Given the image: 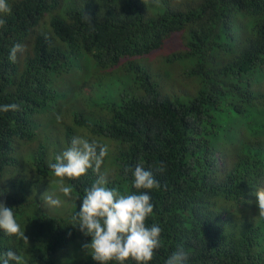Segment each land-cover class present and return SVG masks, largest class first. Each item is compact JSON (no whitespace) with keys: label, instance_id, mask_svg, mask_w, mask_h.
<instances>
[{"label":"trees","instance_id":"obj_1","mask_svg":"<svg viewBox=\"0 0 264 264\" xmlns=\"http://www.w3.org/2000/svg\"><path fill=\"white\" fill-rule=\"evenodd\" d=\"M7 2L11 12L0 13L6 21L0 28V105L15 103L20 110L0 112V190L5 192L0 200L13 207L28 243L0 230V256L12 250L23 264H97L82 247L91 237L72 226L97 174L89 170L79 178H60L48 166L74 136L87 132L89 141L111 149L115 144L108 187L135 192L125 167L166 166L155 172L161 188L149 193L155 207L146 223L164 230L163 245L149 264H165L181 245L189 254L187 264H264V217L257 202L244 195L252 174L264 173V126L237 131L232 146L223 142L230 147L224 150L225 165L213 144L228 135L231 124L244 121L245 106L257 92L246 74L264 64V0ZM85 12L93 17L94 31ZM178 37L183 50L163 57L159 72L148 66L149 54L167 50ZM17 43L26 50L13 63L9 53ZM165 63L172 73L181 71L186 86L188 76L195 80L194 93L186 86L185 94L164 91L166 77L170 83L177 79ZM79 72L89 73L88 79L81 81ZM135 73L142 97L125 91L121 101L108 94L96 101L87 95L97 77L111 87L128 85ZM230 75L235 82H228ZM70 79L76 80L73 86H64ZM89 101L93 109L83 110ZM49 124L62 126L56 137ZM48 144L59 153L51 154ZM61 179L71 186V198L59 192ZM47 187V195L61 200L60 215L45 208L51 207L42 198ZM243 205L249 211L244 226L222 218ZM125 264L136 262L130 258Z\"/></svg>","mask_w":264,"mask_h":264},{"label":"clouds","instance_id":"obj_2","mask_svg":"<svg viewBox=\"0 0 264 264\" xmlns=\"http://www.w3.org/2000/svg\"><path fill=\"white\" fill-rule=\"evenodd\" d=\"M10 12L11 8L7 0H0V13ZM83 19L94 31L93 17L85 12ZM5 24L6 21L0 18V28H3ZM25 50V45L15 44L10 50L9 60L15 63L17 54H22ZM246 75L247 80L250 81L251 90L257 91L245 106L246 112H248V106L253 103L264 108V64H260L255 71ZM230 78L229 83L236 81V78L231 75ZM19 110L20 106L15 103L0 105V112L3 113ZM260 114L263 115L264 111H260ZM61 119L62 117L58 115L57 122ZM246 121L247 113L242 123L231 124L228 127L230 128L227 130L228 133L231 131L235 133L245 128ZM247 140H243V143H246ZM233 144L231 143V146ZM108 153L107 144L94 139L89 141L81 136H74L70 145L61 154L56 155L54 163L49 161L48 166L55 176L60 178H79L87 174L89 170L97 174V179L91 187L84 190L85 194L82 197L79 212L72 216V226L77 227L85 236L91 237V242L83 244L82 247L97 264H109V262L125 264L130 258L136 264H149L163 245L162 233L164 231L158 224L153 223L149 226L146 223L147 219L152 216L155 207L149 193L151 190L161 188L155 172L165 171L166 166L161 163L155 171L145 169L141 165H137L135 169L125 167L124 174L127 176L131 172L132 188L136 191L122 193L117 188L108 187L109 174L107 171H101ZM218 154L221 158L222 154ZM226 159L229 160L227 154ZM226 163L228 162L226 161ZM249 184L248 192H245L244 195L257 202L259 216L264 217V173L261 171L259 175L254 174L253 176L252 174ZM58 190L65 197L71 198L72 188L65 186L63 179L59 181ZM3 196H5V192L0 190V197ZM42 198L49 206L58 207L61 205L60 199L53 198L47 193ZM248 213L246 205H243L239 212L226 213L227 215H223L222 218H236L241 225V221L247 217ZM0 230L8 235H15L18 239H23L25 243H28V237L18 223L13 207H9L4 200H0ZM188 259L189 254L181 245L172 252L165 264H187ZM0 264H23V257L15 251L8 250L0 256Z\"/></svg>","mask_w":264,"mask_h":264},{"label":"rangeland","instance_id":"obj_3","mask_svg":"<svg viewBox=\"0 0 264 264\" xmlns=\"http://www.w3.org/2000/svg\"><path fill=\"white\" fill-rule=\"evenodd\" d=\"M43 25L44 24H42V26ZM40 30H41V27H40ZM179 40H180V38L178 37V39L173 41L172 43L166 44V46L171 50L170 52H168V48H167V50H165V51L160 50L158 52H154L153 54H149V60L147 61L148 66H151L152 69L157 68V71L159 72V69H161L163 67V63H162L163 57L170 56L171 53L177 52L180 48H182V50L184 49V47L181 45ZM164 67H165V70L168 72V70L172 66L169 65L167 67V63H165ZM170 71L172 73L171 69H170ZM92 72H93V70H92ZM180 72L181 71H179L178 69H173L172 75H173V77H177L175 82L174 81H171V83L168 82L169 79H167V77H166L164 83H162L163 84L162 88L164 89V91H167L168 93L172 92V93H177V94H185L184 93L185 90L183 89V87L186 86V83L183 81L186 78L183 74H180ZM88 76H89V73H87V72H84V73L79 72V74H78V78H80L81 81L87 80ZM153 76H154V80L157 81V78H159V77L156 75H153ZM195 78L199 82V78L198 77H195ZM100 80H101L100 77H97V79H94L93 84H92L93 88H91V91L89 93H87L88 96H91L93 98V100H96V101L100 100L101 98L106 99L103 96L107 95V94L112 95L113 98H115L114 100L117 99L118 101H121L120 96L125 91H127L129 96H131V97H133V96L142 97L145 94L140 83H138V80L136 78V73L134 74L133 78L131 79V81L129 82L128 85L126 83L124 85V83L120 82V83L112 84L111 87H108V86L104 87ZM187 80L189 81V85L186 86V89L192 94L195 91L196 82H194L195 80L189 76H188ZM75 81L76 80H74V79H70V80H68V82L63 83V85L68 86V87L73 86ZM228 84L229 83L224 82V84H222V85L226 86ZM229 87H230V85H229ZM181 89H183V91ZM168 95L173 96L172 94H168ZM90 109H93V107L89 101L88 103L84 104L83 110L86 111V110H90ZM76 110L80 111L81 109L77 107ZM260 111H264L263 106H260V105L254 104V103L250 104L248 106L246 127L241 129V131L248 132L249 128H254V127L262 128L264 126V114L261 115ZM49 126H50V128L48 126H46V127H48L47 129H49L50 132H52V135L55 133L53 137H56L62 128V126L61 127L57 126V129H58L57 130L54 128V126L52 124H49ZM227 129L229 130L230 128H227ZM79 131H85L86 132V130H79ZM47 133L48 132H46V131L42 132L43 135H46ZM232 133L233 132L231 131L228 133V135H224L223 137L219 138V140L217 139V140L213 141L214 146L222 154V157L220 158V160L223 162V164L226 163V154H225L224 150L227 148H230V147L223 145V142L229 141L230 144L235 143L237 141L236 136L240 135V134H237V131L233 134ZM52 135H49V137H51ZM241 135H243V134H241ZM86 136H87V132L83 138H86ZM219 141H221V142H219ZM34 142L36 143V144L34 143L35 145L39 144V143H37V141H34ZM35 145H32V146L35 147ZM47 146H48V150L51 154L59 153L58 152L59 148L58 149L56 147L51 148L49 144ZM114 146H115V144H112V149L109 146V153H108L107 157L105 158V162H104V169L110 175L113 173V170H114V164H113L114 160H113V154H112ZM62 148H65V146H63ZM51 183L53 186L56 185L55 181H52ZM44 189L45 190L43 191V193H45L49 189V187L44 188ZM37 191H36L37 193H42L40 189ZM45 208L47 209L48 213L51 215H60L61 210L63 211L61 205L58 207L51 206L50 208L49 207H45Z\"/></svg>","mask_w":264,"mask_h":264}]
</instances>
